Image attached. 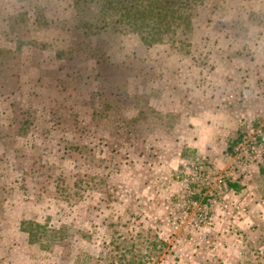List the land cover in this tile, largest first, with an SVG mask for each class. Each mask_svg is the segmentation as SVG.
I'll return each mask as SVG.
<instances>
[{
	"label": "rangeland",
	"instance_id": "rangeland-1",
	"mask_svg": "<svg viewBox=\"0 0 264 264\" xmlns=\"http://www.w3.org/2000/svg\"><path fill=\"white\" fill-rule=\"evenodd\" d=\"M71 2L0 0V264H96L140 233L166 242L160 264H264V142L228 152L264 137L263 1L207 13L188 53L85 36ZM25 220L71 237L32 244Z\"/></svg>",
	"mask_w": 264,
	"mask_h": 264
},
{
	"label": "trees",
	"instance_id": "trees-1",
	"mask_svg": "<svg viewBox=\"0 0 264 264\" xmlns=\"http://www.w3.org/2000/svg\"><path fill=\"white\" fill-rule=\"evenodd\" d=\"M254 1L259 0H72L70 7L74 9V17L78 23L76 31L85 36H100L110 31L122 35L132 34L137 35L147 47L171 43L188 53L189 50L186 49L192 47V38H195L196 31L200 28L202 31L212 28L213 20L206 17L207 13L214 14L215 11L230 5L241 7L247 4L252 7L256 4ZM262 1L259 5L264 3V0ZM247 133L231 142L229 153L233 152ZM259 140H262V136H259ZM196 170L198 178L189 184V190L192 193V201L199 203V207L203 208L210 205L214 197L206 194V185L209 182L205 178L212 170L205 164L198 166ZM225 179L223 186H227L228 190H241L239 184L226 176ZM74 184L76 188L81 184L83 191L88 188V181L81 180ZM69 229L61 227L57 230L50 225L31 220H25L21 224V230L29 236L32 244L44 245L47 242L51 243L50 247L71 237ZM137 236L139 239L132 237L121 238L119 241L111 240L104 246L107 250L105 256H90L88 263L94 261L96 264H160L166 242L149 234L147 237L141 233ZM144 246L147 249L154 248L157 252L145 253L141 250Z\"/></svg>",
	"mask_w": 264,
	"mask_h": 264
},
{
	"label": "built area",
	"instance_id": "built-area-1",
	"mask_svg": "<svg viewBox=\"0 0 264 264\" xmlns=\"http://www.w3.org/2000/svg\"><path fill=\"white\" fill-rule=\"evenodd\" d=\"M252 132H254V130H251L243 137V139L235 146L234 151L236 152L244 151L246 153L248 152L255 153L259 149V143L264 142V137L262 136V140H259V136H257V134H254V136H251Z\"/></svg>",
	"mask_w": 264,
	"mask_h": 264
}]
</instances>
